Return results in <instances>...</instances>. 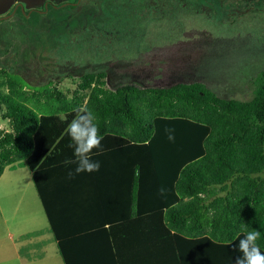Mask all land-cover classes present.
I'll return each instance as SVG.
<instances>
[{
	"label": "trees",
	"instance_id": "16d2710c",
	"mask_svg": "<svg viewBox=\"0 0 264 264\" xmlns=\"http://www.w3.org/2000/svg\"><path fill=\"white\" fill-rule=\"evenodd\" d=\"M105 65H70L43 91L0 73L11 126L0 129V177L31 170L65 264H189V240L199 260L206 250L213 264H236L239 239L254 229L264 252V71L239 99L199 80L142 85ZM65 77L76 88L65 92ZM85 103L103 136L90 153L100 169L68 179L66 129Z\"/></svg>",
	"mask_w": 264,
	"mask_h": 264
},
{
	"label": "rangeland",
	"instance_id": "374dc122",
	"mask_svg": "<svg viewBox=\"0 0 264 264\" xmlns=\"http://www.w3.org/2000/svg\"><path fill=\"white\" fill-rule=\"evenodd\" d=\"M64 1L50 6L52 37L38 39L36 48L11 47L14 62L24 57L22 63H27L36 55L35 65L22 64L13 72L3 58L0 73L30 91L49 87V82L36 83L34 73L55 77L80 63L96 71L105 64L107 72L114 67L116 78L124 74L151 78H144L142 85L199 80L221 97L249 99L258 88L257 76L264 71V0ZM74 4L82 13L101 8L99 14L104 13L106 21L93 30L99 37H91L77 17L67 16ZM68 77L60 83L65 92L77 86ZM7 111L6 104L0 105L3 130L11 129L3 117ZM0 264H65L27 166L7 167L0 177Z\"/></svg>",
	"mask_w": 264,
	"mask_h": 264
},
{
	"label": "flooded vegetation",
	"instance_id": "af4514ba",
	"mask_svg": "<svg viewBox=\"0 0 264 264\" xmlns=\"http://www.w3.org/2000/svg\"><path fill=\"white\" fill-rule=\"evenodd\" d=\"M235 1L237 2L238 0ZM241 1L249 3L250 0ZM64 2L66 1L60 0L61 4L58 5L56 0H0V64L2 67L4 64L1 60H3V58L6 59L5 63L10 65L9 68L13 72L20 66H23L22 64H25L24 66L35 65L33 60L36 55L27 63H22L24 57L14 62V53H10L11 47L19 44L21 48L25 50L26 46L36 48L39 46V44H37L39 42L38 39L49 35L52 37V30L49 28V26L52 25L50 6H56V4L57 6H61L65 4ZM93 4L94 3H92V5ZM68 5L69 3L65 6ZM72 7H75V9ZM72 7H70L72 12H69L67 16L70 18L77 17L81 23L84 22L85 24H83V26L87 27L86 29L90 32L91 37L92 35L97 34L93 30L101 28L100 25L102 22L106 21L103 18L104 13L99 14L101 8L98 6L92 7V9L85 10L82 13L81 10L78 9L80 7L79 5L74 4ZM109 7L110 6H108V8ZM46 8L47 11H45ZM54 9H58V7H55ZM53 16L56 21L59 19V17H56V12L53 13ZM46 28H48V30ZM97 36L99 37L98 34ZM47 48H51V44ZM38 63L42 64L45 63V61L39 60ZM42 68H46V66L42 65ZM124 75L127 76L126 74ZM31 76L37 80L36 83L48 82V75L45 73H34V75ZM130 78L137 80L142 84L144 78L150 77H146V75L142 76L141 74H134Z\"/></svg>",
	"mask_w": 264,
	"mask_h": 264
},
{
	"label": "clouds",
	"instance_id": "9594fccd",
	"mask_svg": "<svg viewBox=\"0 0 264 264\" xmlns=\"http://www.w3.org/2000/svg\"><path fill=\"white\" fill-rule=\"evenodd\" d=\"M75 116L68 124L66 134L70 137L73 147V156L75 159L66 161L74 163L76 167L69 170L67 178L72 179L75 175L83 172H97L100 169V162L93 161L90 153L94 148H99L103 136L96 121L93 111L87 107V104L79 105L73 109ZM168 139L174 141V130L166 129ZM163 192V189H161ZM260 231H248L245 236L238 241L237 249L241 253L236 259V264H264V252H261L258 240Z\"/></svg>",
	"mask_w": 264,
	"mask_h": 264
},
{
	"label": "crops",
	"instance_id": "0c3cea01",
	"mask_svg": "<svg viewBox=\"0 0 264 264\" xmlns=\"http://www.w3.org/2000/svg\"><path fill=\"white\" fill-rule=\"evenodd\" d=\"M112 217V216H111ZM119 217V216H118ZM188 242V249L183 250L181 252V258L183 263H189V264H213L211 256L204 250V257L203 260H199L201 258V254L199 253L198 249V244L197 242L194 241H187ZM187 261L185 262L184 260ZM95 259H92L90 261L85 260V262H91L94 261ZM222 264H225L224 261L221 262ZM220 263V264H221Z\"/></svg>",
	"mask_w": 264,
	"mask_h": 264
},
{
	"label": "water",
	"instance_id": "95a60500",
	"mask_svg": "<svg viewBox=\"0 0 264 264\" xmlns=\"http://www.w3.org/2000/svg\"><path fill=\"white\" fill-rule=\"evenodd\" d=\"M169 86V85H168Z\"/></svg>",
	"mask_w": 264,
	"mask_h": 264
}]
</instances>
